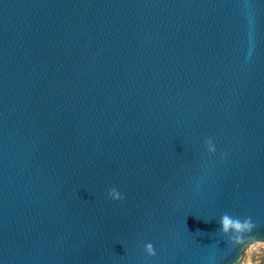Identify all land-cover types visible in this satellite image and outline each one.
Wrapping results in <instances>:
<instances>
[{
    "label": "water",
    "instance_id": "water-1",
    "mask_svg": "<svg viewBox=\"0 0 264 264\" xmlns=\"http://www.w3.org/2000/svg\"><path fill=\"white\" fill-rule=\"evenodd\" d=\"M224 214L264 238V0H0V264H235Z\"/></svg>",
    "mask_w": 264,
    "mask_h": 264
},
{
    "label": "clouds",
    "instance_id": "clouds-1",
    "mask_svg": "<svg viewBox=\"0 0 264 264\" xmlns=\"http://www.w3.org/2000/svg\"><path fill=\"white\" fill-rule=\"evenodd\" d=\"M206 145L209 153L216 152L212 139L206 140ZM109 196L113 200L122 201L124 199L115 188L110 190ZM221 224L223 233L231 234L232 243L242 249L235 264H264V238H257L253 235L257 226L250 217L241 220L224 214ZM147 251L150 255H156L150 244L147 246Z\"/></svg>",
    "mask_w": 264,
    "mask_h": 264
}]
</instances>
